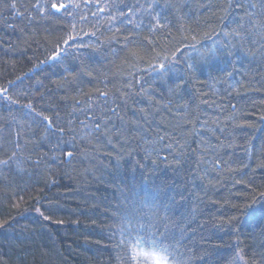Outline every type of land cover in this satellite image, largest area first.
<instances>
[{
	"label": "trees",
	"instance_id": "1",
	"mask_svg": "<svg viewBox=\"0 0 264 264\" xmlns=\"http://www.w3.org/2000/svg\"><path fill=\"white\" fill-rule=\"evenodd\" d=\"M165 2L159 0L161 8ZM174 2L188 4L182 12H190L183 21L176 19L175 13L170 17L172 36L177 39L189 34L178 31L181 24L190 28L191 34H198L206 31L208 24L217 22L205 23L206 10H196L198 4L207 0ZM15 3L21 16L6 10L4 0H0V85L22 73L31 79L25 78L13 91H22L41 81L51 89V94H45L43 101H36L37 110L53 119L57 115L62 121L73 119L79 132L74 143L65 149L73 152V159L59 167L51 163V157L59 155L50 151L56 141L44 140L35 151L21 154L22 158L30 157L22 164V171L15 162L0 168V221H8L0 228V264H127L131 250L116 246L121 231H125L130 243H135L137 236L143 239V230L128 228L124 218L135 215V205L142 207L153 200L177 201L171 207L172 218L187 230L184 243L193 248L196 256L208 253L204 264H228L234 248L252 245L253 237H257L259 244L264 221L242 219L237 234L227 227H217L221 219L235 215L231 204L243 202L236 197L244 188L235 181L245 177L229 173L226 168L216 169L212 164L221 153L224 160L232 159L234 168H239L240 160L252 167L257 162L255 157L244 154L247 141L243 133L233 130L234 125L245 121L259 125L264 114V59L256 45L245 44L251 55L242 64L219 62L202 73L198 71L180 88L174 80L147 81L143 84L145 92H141V86L135 84L137 73L129 67L134 61L123 47L126 33L116 40H107L110 34L105 32L101 49L76 61L70 70L77 78H68L60 90L50 83L57 77L50 75L46 65L33 69L47 55L43 33L34 38L35 42L28 39L35 31L28 14H36L30 7L36 0H15ZM243 11L238 9L234 14L240 16ZM55 38L56 34L48 36L52 43ZM154 38L160 39L159 35ZM37 42L41 47H37ZM163 43L157 51L163 52ZM141 55L148 60L154 53L141 52ZM137 67L143 68L144 63ZM129 72L132 75H127ZM129 81L133 88L127 92L126 100L118 101V111L110 116L107 129L102 127L99 133H92L82 141L80 137L85 130L79 121L87 123V119L79 112L78 119L69 116L74 104L86 111L89 95L95 100L97 90H113ZM112 95L118 97L119 93ZM112 106L109 103L108 107ZM8 111L7 102L0 100V117L8 115ZM229 117L236 118L230 122ZM224 128L227 130L222 134L220 129ZM2 135L7 138L9 130L5 129ZM44 136L41 127L36 136L27 137L33 142L27 149H32ZM249 136L255 139L259 150L262 140L257 136L264 137V132L253 129ZM228 144L232 147H221ZM209 145L219 151H210ZM231 153L235 155L230 157ZM37 154L41 157L39 164ZM177 158L180 165L175 163ZM49 168L53 171L49 172ZM255 175L259 183L264 172L257 170ZM25 184L30 186L21 192L19 189ZM37 195L42 197L41 210L50 217L48 221L35 213L39 205L29 200ZM141 247L150 245L142 243ZM251 250L249 247V254Z\"/></svg>",
	"mask_w": 264,
	"mask_h": 264
},
{
	"label": "snow or ice",
	"instance_id": "2",
	"mask_svg": "<svg viewBox=\"0 0 264 264\" xmlns=\"http://www.w3.org/2000/svg\"><path fill=\"white\" fill-rule=\"evenodd\" d=\"M17 7L15 0L12 3L4 0L6 10H11L14 16H21L22 13L16 11ZM30 7L36 13L28 14L30 24L35 25V31L28 39L34 40L43 33L47 45L45 59L34 64L33 69L46 65L51 70L50 75L57 77L50 83L57 85L60 90L63 89L68 78H77L70 70L76 66L75 62L86 54L101 49V45L105 42L101 37L105 32L110 34L107 40H116L121 33H126L123 37V47L128 49V54L134 61L129 67L137 73L134 78L135 84L141 86V92H145L143 84L147 81L174 80L177 82L176 87L180 88L198 71L202 73L219 62H226L227 65L242 64L243 60L251 55L245 44L256 45L261 51V58L264 59V0H218V2L207 0L205 3H200L196 10L197 12L206 10L205 23L210 20L217 22L208 24L207 30L198 34H191L192 30L181 24L178 31L189 34L181 35L179 39L172 36L173 26L170 17L175 13V18L183 21L190 16V12H182L183 8L189 7L188 4L176 3L174 0H166L163 8L160 7L159 0H36V3ZM238 9L244 10L243 15L234 14ZM143 33L146 35H142ZM52 34H56L55 43L48 39ZM157 35L160 37L159 40L154 38ZM161 41L164 42L163 52L157 51ZM24 43L27 45L28 40ZM37 47H41L38 42ZM149 51L154 55L146 60L141 52ZM20 54L23 55V52ZM113 55L117 53L114 52ZM234 56L235 61L232 60ZM12 63L15 66V61ZM140 63H144L143 68L137 67ZM31 71L32 69H29V72ZM88 75L90 76L91 73L89 72ZM127 75L130 76L132 73L129 72ZM25 78L31 79L27 73H22L15 80H8L0 85V100L6 101L9 105L8 115L0 117V168L8 167L15 162L17 169L22 171V164L30 157L22 158L21 154L26 150L35 151L44 140L49 143L52 140L56 141L50 151L59 152V155H53L51 163L59 167L63 162L73 159V152L65 149L70 143H74L79 130L75 127L73 119L62 121L59 115L53 119L43 111L37 110L36 101H43L45 94H51V89L41 81L22 91H13ZM45 79L48 77L46 76ZM132 88L133 83L129 81L113 90H97L98 95L95 100L90 95L87 97L86 111L84 108H77L74 104L69 116L78 119L76 113L79 112L87 119V123L79 121L81 129L85 130L84 135L80 137L82 141L92 133H99L102 127L107 129L108 123H111L110 116L118 111V101L126 100L127 92ZM113 92L119 93V96L113 97ZM109 103L113 106L108 107ZM235 107L232 106L233 111ZM17 116L22 119H17ZM235 118L229 117V121ZM41 127L45 136L39 138V142L33 144L32 149H27V145L33 142L26 138L36 136V132ZM5 129L9 130L7 138L2 135ZM253 129L264 132V114L260 116L259 125L245 121L241 125H234L233 128L234 131L243 133V138L247 141L244 154L255 157L257 161L255 167L243 160L239 161V168L231 167L233 161L231 158L224 160V153L216 155L212 162L216 169L226 168L229 173L245 177L235 181L244 188V191L236 197L243 202L231 204V211L235 215L221 219L217 225L220 229L229 228L233 234L239 232L237 226L242 219L264 221V177H261L260 182L257 183L255 175L257 170L264 172V137L257 136L262 140L257 150L255 139L249 136ZM226 130V128L220 129L222 134ZM65 136L71 137V140H65ZM221 147L231 148L232 145H221ZM209 150L214 153L219 151L210 145ZM229 155L231 157L235 153ZM40 159V154H37V164L40 163ZM175 163L180 165L181 160L177 158ZM48 171L51 172L53 169L49 168ZM17 174L19 175L20 172L18 171ZM29 179L31 180V177ZM29 186L25 184L19 190L26 192ZM41 199L40 195L29 197V200L39 205L35 208V213L48 221L50 217L41 210ZM180 199L183 200L184 197L181 195ZM175 204H177L176 200L170 203H158L153 200L150 203H143L142 207L135 205L133 208L135 215L124 218L128 228L134 231L143 230V239L137 236L135 243H130L125 231H121V239L116 246L131 250L132 256L127 264H195L197 260L204 264L208 253L204 256H196L193 248H189L184 243L188 232L183 225L172 218L171 207ZM13 207H19V204H13ZM58 223L62 222L58 221ZM7 224V220L0 221V228ZM256 239L257 237H253L250 246H236L228 264H264V228L259 232V244L256 243ZM142 243L149 244L150 247L143 248ZM189 243H193L195 247L193 241ZM239 243L237 240V245ZM249 247L252 249L250 254Z\"/></svg>",
	"mask_w": 264,
	"mask_h": 264
}]
</instances>
